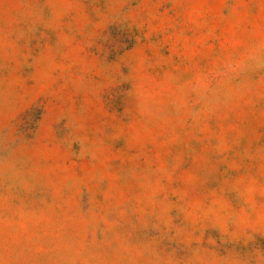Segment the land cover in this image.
I'll return each instance as SVG.
<instances>
[{
  "label": "rangeland",
  "instance_id": "rangeland-1",
  "mask_svg": "<svg viewBox=\"0 0 264 264\" xmlns=\"http://www.w3.org/2000/svg\"><path fill=\"white\" fill-rule=\"evenodd\" d=\"M0 264H264V0H0Z\"/></svg>",
  "mask_w": 264,
  "mask_h": 264
}]
</instances>
